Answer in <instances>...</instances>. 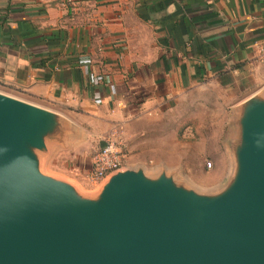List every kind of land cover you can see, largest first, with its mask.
Returning a JSON list of instances; mask_svg holds the SVG:
<instances>
[{"label": "crops", "instance_id": "1", "mask_svg": "<svg viewBox=\"0 0 264 264\" xmlns=\"http://www.w3.org/2000/svg\"><path fill=\"white\" fill-rule=\"evenodd\" d=\"M263 40L264 0H0V91L68 118L71 149L109 133L130 149L173 105L187 119L262 89ZM74 160L55 174L78 183L91 161Z\"/></svg>", "mask_w": 264, "mask_h": 264}, {"label": "water", "instance_id": "2", "mask_svg": "<svg viewBox=\"0 0 264 264\" xmlns=\"http://www.w3.org/2000/svg\"><path fill=\"white\" fill-rule=\"evenodd\" d=\"M227 182L204 190L163 164L97 189L47 172L80 131L0 91V264H264V87L232 107Z\"/></svg>", "mask_w": 264, "mask_h": 264}, {"label": "rangeland", "instance_id": "3", "mask_svg": "<svg viewBox=\"0 0 264 264\" xmlns=\"http://www.w3.org/2000/svg\"><path fill=\"white\" fill-rule=\"evenodd\" d=\"M229 104L222 100L205 103L190 110L187 119L180 116L184 107L173 105L172 111L163 112L157 122L150 125L151 131L143 141L136 139L132 148H126L124 167L142 166L146 172L155 173L163 164L188 185L204 190L222 186L232 167L228 144L233 105ZM107 135L99 138L86 134L83 143L76 148L56 147L45 163V170L70 173L68 169L75 165V154L86 153L91 161ZM77 179L78 186L86 192L97 189L98 184L90 183L87 174Z\"/></svg>", "mask_w": 264, "mask_h": 264}, {"label": "built area", "instance_id": "4", "mask_svg": "<svg viewBox=\"0 0 264 264\" xmlns=\"http://www.w3.org/2000/svg\"><path fill=\"white\" fill-rule=\"evenodd\" d=\"M253 46L257 57L264 60V40L255 42ZM126 159L125 142L118 134L110 133L92 156L87 179L94 185L99 184L110 171L124 166Z\"/></svg>", "mask_w": 264, "mask_h": 264}]
</instances>
